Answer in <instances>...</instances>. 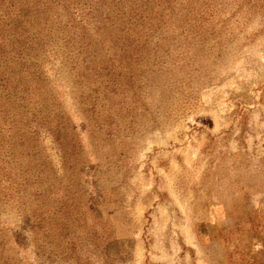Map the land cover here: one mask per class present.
Masks as SVG:
<instances>
[{
    "label": "rangeland",
    "instance_id": "obj_1",
    "mask_svg": "<svg viewBox=\"0 0 264 264\" xmlns=\"http://www.w3.org/2000/svg\"><path fill=\"white\" fill-rule=\"evenodd\" d=\"M0 264H264V0H0Z\"/></svg>",
    "mask_w": 264,
    "mask_h": 264
}]
</instances>
